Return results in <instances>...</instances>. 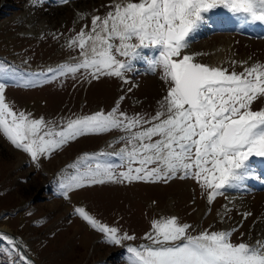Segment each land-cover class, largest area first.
I'll use <instances>...</instances> for the list:
<instances>
[{"label":"rangeland","instance_id":"obj_1","mask_svg":"<svg viewBox=\"0 0 264 264\" xmlns=\"http://www.w3.org/2000/svg\"><path fill=\"white\" fill-rule=\"evenodd\" d=\"M120 2L0 0V64L18 70L3 81L5 102L14 111L42 119L47 128L57 131L69 120L98 111L106 114L117 102L119 111L128 116H154L169 84L161 79V69L149 70L152 49L142 50L146 59L133 61V70L125 73L127 83L109 76L92 79L84 69L75 75L49 71L78 63L81 59L67 62L78 58L81 51L78 42L69 46L70 41L82 29L91 32L92 18L104 17ZM23 14L33 16V25ZM206 16V22L192 36L190 47L184 50L186 54L209 66L211 57H218L225 43L231 41V55H227L231 62L220 68L229 73L243 72L244 68L237 64L243 57H248L253 65H264V25L242 24L222 8L211 10ZM214 62L217 67L218 60ZM263 105L264 98L257 99L252 110H262ZM136 130L139 129L133 131ZM125 135L112 130L80 136L33 162L0 133V228L10 232L0 234L18 241L31 264H125L126 248L149 244L145 235L151 232L152 221L161 217H176L178 223L191 225L192 235L237 227L230 238L234 244L255 243L264 237V158L251 157L255 178L246 180L243 187L217 195L211 205L207 192L192 178H174L166 184L106 182L74 189L65 196L60 184L73 171L68 166L85 154L100 153H104L98 157L101 161L118 165L120 162L112 153L125 147ZM124 170L126 166L114 169L117 176ZM228 193L238 195L247 209L242 211L235 204L225 214ZM77 208H83L98 222L117 228L119 234L135 239L122 241L121 245L105 243L104 235L90 227L75 211ZM245 212L251 213L246 219L242 215ZM14 261L22 264L10 245L0 240V264Z\"/></svg>","mask_w":264,"mask_h":264},{"label":"snow or ice","instance_id":"obj_2","mask_svg":"<svg viewBox=\"0 0 264 264\" xmlns=\"http://www.w3.org/2000/svg\"><path fill=\"white\" fill-rule=\"evenodd\" d=\"M113 7L104 17L92 18L91 32L82 29L70 41L69 46L78 42L82 59L49 71L75 75L84 69L92 79L109 76L127 83L125 73L133 70V61L146 59L142 50L152 49L149 70L161 69V79L169 84L156 114L148 119L140 114L128 116L119 111L117 102L106 114L98 111L69 120L58 131L47 128L42 119H31L5 102L3 81L18 70L0 64V133L36 162L80 136L124 132L125 147L112 153L118 165L101 161L98 157L104 153H100L85 154L68 166L73 171L60 184L65 196L74 189L106 182L166 184L174 178H192L207 192L211 205L217 195L255 178L250 158H264V110L254 111L252 105L264 98V65L229 73L196 62L184 50L214 9H226L245 25H264V0H121ZM125 166L117 176L114 169ZM75 211L109 245L135 239L98 222L83 208ZM242 215L246 219L251 213ZM190 228L176 217L153 220L151 232L145 235L150 243L128 246L125 264H264V237L255 243L234 244L230 238L237 227L197 235L190 234ZM0 240L10 245L22 264H31L18 241L2 234Z\"/></svg>","mask_w":264,"mask_h":264},{"label":"bare ground","instance_id":"obj_3","mask_svg":"<svg viewBox=\"0 0 264 264\" xmlns=\"http://www.w3.org/2000/svg\"><path fill=\"white\" fill-rule=\"evenodd\" d=\"M24 15V14H23ZM27 16V18H28V21H29V23H30V25H33V23H34V19H33V16H31V15H29V14H27V15H24L23 17H26ZM29 18H31V19H29ZM44 24H40V26L41 27H43L44 28V26H43ZM46 26V25H45ZM90 45H91V43H90ZM90 47V46H89ZM230 49H231V41L230 42H226L225 43V45L221 48V53L219 54V56L218 57H216V56H214V57H211V61H210V64H209V66L210 67H216V66H214V63H216V62H214L215 60H218V65H217V67H222V66H224V65H226L227 64V62H229L231 59L230 58H227V55L229 54V55H231V51H230ZM224 52H225V55H224ZM210 56V55H209ZM76 59H82V57L79 55V57L78 58H71V59H67V62H75V60ZM231 62V61H230ZM229 62V63H230ZM250 62V63H249ZM249 63V64H248ZM237 64H239L242 68H245V67H251L252 65H253V63L251 62V60L248 58V57H243V58H241L240 60H238V62H237ZM262 110H264V105H263V107H262ZM107 153H109L108 151H107ZM235 204H238L240 207H241V210L242 211H245L246 209H247V204H246V202L245 203H243L239 198H238V195H235V194H233V193H228V195H227V200H226V203L224 204L225 206H224V210H225V208H230V207H232L233 205H235ZM223 210V212H225ZM255 228V227H254ZM227 229V228H226ZM253 229V228H252ZM256 230V229H255ZM0 232L1 233H4V234H9L10 232L6 229V228H0ZM262 233H260V232H258V235H261ZM257 235V236H258Z\"/></svg>","mask_w":264,"mask_h":264}]
</instances>
